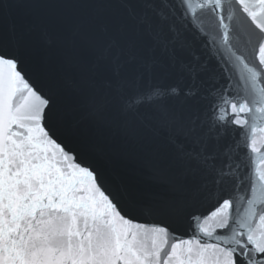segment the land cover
Instances as JSON below:
<instances>
[{"label": "snow or ice", "instance_id": "1", "mask_svg": "<svg viewBox=\"0 0 264 264\" xmlns=\"http://www.w3.org/2000/svg\"><path fill=\"white\" fill-rule=\"evenodd\" d=\"M0 264H264V0H0Z\"/></svg>", "mask_w": 264, "mask_h": 264}]
</instances>
